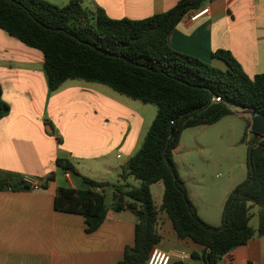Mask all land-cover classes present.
Instances as JSON below:
<instances>
[{
  "label": "crops",
  "instance_id": "1",
  "mask_svg": "<svg viewBox=\"0 0 264 264\" xmlns=\"http://www.w3.org/2000/svg\"><path fill=\"white\" fill-rule=\"evenodd\" d=\"M62 1L66 6L71 0ZM179 1L83 0V7L102 9L114 20H142L171 10ZM203 8L209 12L197 20L190 15L183 19L170 34L169 46L225 71L226 62L214 53L229 51L248 76L264 74V0H214ZM0 85L11 106L0 120V175L11 185L0 191V264H119L135 244V213L115 212L112 203L106 220L89 234L82 215L55 209V196L64 186L87 189L83 177L107 184L106 196L116 186L140 187L134 177L123 180L121 175L142 148L158 107L84 80H68L51 92L43 54L1 29ZM58 158L71 161L76 174L58 168ZM51 173L55 178L46 190L22 185L27 179L41 185ZM154 202L161 236L155 248L190 254L189 260L172 264H206L205 247L181 239L161 209L163 198ZM220 221L223 225V216ZM217 264H264V236Z\"/></svg>",
  "mask_w": 264,
  "mask_h": 264
},
{
  "label": "trees",
  "instance_id": "2",
  "mask_svg": "<svg viewBox=\"0 0 264 264\" xmlns=\"http://www.w3.org/2000/svg\"><path fill=\"white\" fill-rule=\"evenodd\" d=\"M208 1L214 0H180L171 10L146 19L114 20L102 9L84 8L83 0H71L64 7L47 0H0V29L43 54L51 92L68 80H84L158 107L142 148L121 175L123 180L136 178L140 187H114L112 209L130 210L137 217L135 244L126 249L119 264H147L161 241L156 229L159 209L151 191L159 182L165 188L161 209L168 213L181 239L205 247L202 258L206 264H217L255 237L264 236V140L253 137L250 141L252 167L248 155V178L228 197L223 231H213L215 228L200 218L175 168L174 151L186 129L214 125L234 109L264 115V74L248 76L229 51L214 53L226 62L228 69L223 71L169 46L168 38L176 27ZM214 97L222 102H213ZM10 111L0 85V120ZM247 136L246 132L243 141ZM56 164L76 174L68 159L58 158ZM54 178L51 173L40 189L46 190ZM83 182L87 189L60 187L54 206L60 212L82 215L91 234L106 220L104 188L108 185L86 177ZM22 185L31 188L25 181ZM10 186L0 175V191ZM255 207L260 209L258 228L250 225Z\"/></svg>",
  "mask_w": 264,
  "mask_h": 264
},
{
  "label": "rangeland",
  "instance_id": "3",
  "mask_svg": "<svg viewBox=\"0 0 264 264\" xmlns=\"http://www.w3.org/2000/svg\"><path fill=\"white\" fill-rule=\"evenodd\" d=\"M48 1L64 7L62 0ZM251 127L252 119L248 111L234 109L232 115L214 125L186 129L179 147L174 151L175 168L199 209L200 218L212 222L214 228L222 227L220 218L228 197L248 178V149L253 138ZM246 132L248 136L243 141ZM152 192L159 204L163 198L164 184H157ZM112 203L113 194L108 191L106 204L111 206ZM259 210V207L251 210L253 217L250 225L254 228L259 226Z\"/></svg>",
  "mask_w": 264,
  "mask_h": 264
},
{
  "label": "built area",
  "instance_id": "4",
  "mask_svg": "<svg viewBox=\"0 0 264 264\" xmlns=\"http://www.w3.org/2000/svg\"><path fill=\"white\" fill-rule=\"evenodd\" d=\"M209 12L208 8H203L197 12L190 14V20L195 21L197 20L201 15L207 14ZM215 103L222 102L220 97H214L212 99ZM67 178H69V175H67ZM26 182L34 189H39L41 187L40 184L34 182L31 179H27ZM190 259V254L184 252V251H176L173 253H166L163 252L157 248H154L152 251L150 258L147 262V264H172L174 261H186Z\"/></svg>",
  "mask_w": 264,
  "mask_h": 264
},
{
  "label": "water",
  "instance_id": "5",
  "mask_svg": "<svg viewBox=\"0 0 264 264\" xmlns=\"http://www.w3.org/2000/svg\"><path fill=\"white\" fill-rule=\"evenodd\" d=\"M244 112L248 111V113L251 116L252 119V135L255 140L263 141L264 140V115L260 114L256 111H249V110H243ZM255 140L253 141L252 145H255ZM249 161L252 167V150L249 152ZM226 227V224H224L220 228H215L213 231H223Z\"/></svg>",
  "mask_w": 264,
  "mask_h": 264
}]
</instances>
